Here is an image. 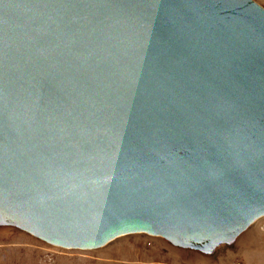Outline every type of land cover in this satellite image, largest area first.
Returning a JSON list of instances; mask_svg holds the SVG:
<instances>
[{
    "label": "water",
    "instance_id": "water-1",
    "mask_svg": "<svg viewBox=\"0 0 264 264\" xmlns=\"http://www.w3.org/2000/svg\"><path fill=\"white\" fill-rule=\"evenodd\" d=\"M264 217V8L0 0V226L211 254Z\"/></svg>",
    "mask_w": 264,
    "mask_h": 264
},
{
    "label": "rangeland",
    "instance_id": "rangeland-1",
    "mask_svg": "<svg viewBox=\"0 0 264 264\" xmlns=\"http://www.w3.org/2000/svg\"><path fill=\"white\" fill-rule=\"evenodd\" d=\"M253 1L264 8V0ZM248 228L206 255L145 234L122 236L97 250L63 249L0 226V264H264V217Z\"/></svg>",
    "mask_w": 264,
    "mask_h": 264
},
{
    "label": "bare ground",
    "instance_id": "bare-ground-1",
    "mask_svg": "<svg viewBox=\"0 0 264 264\" xmlns=\"http://www.w3.org/2000/svg\"><path fill=\"white\" fill-rule=\"evenodd\" d=\"M248 229H249V228H248ZM239 236H240V235H239ZM239 236H238V237H239ZM238 237H237V238H238ZM237 238H236V239H237ZM236 239H234V240H236ZM109 243H110V242H109ZM107 244H108V243H107ZM107 244H106V245H107ZM106 245H105V246H106ZM226 246H227V245H225L224 247H226ZM103 247H104V246H103ZM174 247H176V246H174ZM177 248H179V247H177ZM221 248H223V246H221ZM181 249H185V248H181ZM218 250H219V249H218ZM193 251H194V250H193ZM206 255H209V254H206Z\"/></svg>",
    "mask_w": 264,
    "mask_h": 264
}]
</instances>
